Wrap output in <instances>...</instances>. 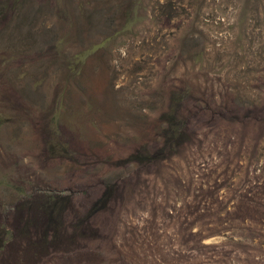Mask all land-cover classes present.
<instances>
[{
  "label": "rangeland",
  "instance_id": "374dc122",
  "mask_svg": "<svg viewBox=\"0 0 264 264\" xmlns=\"http://www.w3.org/2000/svg\"><path fill=\"white\" fill-rule=\"evenodd\" d=\"M0 264H264V0H0Z\"/></svg>",
  "mask_w": 264,
  "mask_h": 264
},
{
  "label": "trees",
  "instance_id": "16d2710c",
  "mask_svg": "<svg viewBox=\"0 0 264 264\" xmlns=\"http://www.w3.org/2000/svg\"><path fill=\"white\" fill-rule=\"evenodd\" d=\"M225 119H226V120H229V121H234V120H235V117H233V118H229V117L227 118V117H226Z\"/></svg>",
  "mask_w": 264,
  "mask_h": 264
}]
</instances>
